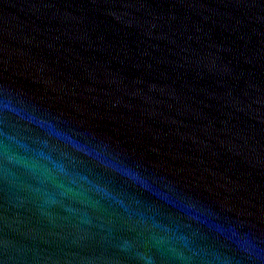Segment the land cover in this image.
Here are the masks:
<instances>
[{"label": "water", "instance_id": "obj_1", "mask_svg": "<svg viewBox=\"0 0 264 264\" xmlns=\"http://www.w3.org/2000/svg\"><path fill=\"white\" fill-rule=\"evenodd\" d=\"M0 264H264V0H0Z\"/></svg>", "mask_w": 264, "mask_h": 264}]
</instances>
